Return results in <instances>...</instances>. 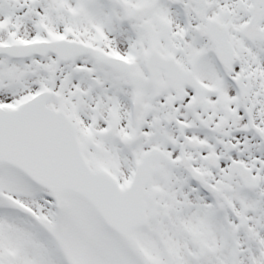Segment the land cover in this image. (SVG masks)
<instances>
[{"label":"snow or ice","instance_id":"6c2138e0","mask_svg":"<svg viewBox=\"0 0 264 264\" xmlns=\"http://www.w3.org/2000/svg\"><path fill=\"white\" fill-rule=\"evenodd\" d=\"M0 264H264V0H0Z\"/></svg>","mask_w":264,"mask_h":264}]
</instances>
